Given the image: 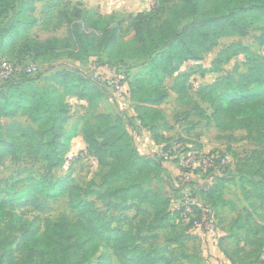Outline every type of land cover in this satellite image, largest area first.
Instances as JSON below:
<instances>
[{
  "label": "trees",
  "instance_id": "16d2710c",
  "mask_svg": "<svg viewBox=\"0 0 264 264\" xmlns=\"http://www.w3.org/2000/svg\"><path fill=\"white\" fill-rule=\"evenodd\" d=\"M37 1L0 0V26L7 13L13 12L9 25L1 28L0 51L13 49L17 60L14 64L18 66L25 60L35 63L60 56L85 63L92 58L90 41H96L97 49L107 53L132 32V38L123 44L122 54L126 58L143 60L148 69L127 83L128 99L140 127L150 134L154 144L165 145L162 152H168L172 147L165 140L160 143L155 140L166 121L158 109L167 98L162 86L163 77L174 75L184 63L202 60L221 38L244 37L252 25H262L255 41L258 46H264V0H177V4L168 7L164 5L167 0H158L150 12L131 15L127 29L122 27V21L104 20L82 10L80 4L69 7L63 0H54L51 8L41 12L42 29L55 28L47 19L49 9L57 7L60 10L56 18L65 21L67 36L45 40L26 36L38 22L34 16V3ZM239 55L245 58L246 70L235 69L222 74L221 67ZM204 72L201 70V76ZM208 72L221 75L204 86L196 98L208 106L211 114L209 112L206 116L205 110L197 104L195 114L202 120L212 121L219 131L246 130L248 139L264 145V58L256 60L247 46L231 44L216 53ZM40 75L19 73L0 83V162L26 155L37 157L49 169L56 170L63 165L69 150L63 141V131L69 118L66 98L86 101L88 108L94 109L104 100L105 91L89 76L74 69L50 74L41 80ZM187 78L185 74L177 75L172 86L180 104L185 103ZM18 115L26 117L30 125L15 121ZM6 119L10 122L3 125L2 120ZM82 121L81 134L86 152L94 157L98 167L107 170L102 182L104 190L93 191L94 197L106 202L107 209L122 212L135 209L147 216L153 232L173 231L174 213L182 220L188 215L184 213L185 208L172 213L170 197L150 186L151 180L164 171L161 157L138 153L120 114L98 113L92 120L82 118ZM226 173L196 190L203 206L212 211L225 201L220 194L232 181L225 177ZM242 182L245 188L250 189L245 193L250 212L242 217L243 221L239 216L236 218L237 226L231 234L236 230L242 231L244 246L254 247L250 252L242 250L246 258L247 255L256 256L264 244V178L241 179ZM189 191L195 192L191 187ZM61 197H67L68 207L75 212L76 219L61 218L40 237L32 231L30 223L5 210V206L17 204L44 211L47 202ZM251 198L254 200L250 201ZM192 209L196 214L197 207ZM197 214L195 218L199 220L201 215ZM193 219L189 217L187 227L192 228ZM118 221L98 211L92 201L82 196L81 187L70 177H35L28 172L24 178L7 184L0 191V224L5 228L22 230L21 250L37 246L50 248L51 251L45 255V264H54L65 258L66 249L58 243L67 234L72 235L76 243L102 242L116 254L118 264H179L167 248L145 250L139 243L145 239L133 234L131 227L114 226ZM256 233L263 237L253 239L252 235ZM229 236L219 238L218 247L224 255ZM232 243L237 245L235 241ZM0 251L5 258V263L0 261V264H23L14 261L9 239L1 234ZM70 259L77 261L75 252ZM230 264H234L233 260Z\"/></svg>",
  "mask_w": 264,
  "mask_h": 264
},
{
  "label": "rangeland",
  "instance_id": "374dc122",
  "mask_svg": "<svg viewBox=\"0 0 264 264\" xmlns=\"http://www.w3.org/2000/svg\"><path fill=\"white\" fill-rule=\"evenodd\" d=\"M177 2V0H167L164 5L168 7L172 4H177ZM53 4H55L54 0H39L34 3V16H37L38 22L36 26L27 33V37H36L40 40H45L51 37L65 38L67 36L65 21H59L58 17L56 18L60 10L57 7L49 9L50 15L47 19L49 24L55 26V28L50 30L42 29L40 22L41 12L51 8ZM12 15L13 12L11 11L7 13L1 21L0 31L1 28H5L9 25L13 17ZM129 24L130 22L127 24L123 23L122 27L127 29ZM261 27L262 25L257 24L250 26L244 37L232 36L219 39L216 47L203 57L202 65L207 66L208 63L215 58L216 53L220 49L231 44H242L247 46L256 60L264 58V46H258L255 41L259 36ZM132 35L133 33L131 32L126 38L120 39L118 44L107 53L102 52L101 49H97L96 41H90V48H92L91 56L95 59L94 62H96L97 65H106L110 67L112 71L111 75L115 76L124 85L131 81L133 76L137 74L143 75L148 69L147 64L143 60H133L124 57L122 54L123 44L130 40ZM0 56L2 57V62H17L14 58L13 49L5 48L3 51H0ZM71 61H66L65 56H60L50 61L38 60L32 63L30 60H25L19 64L20 66H25V69L30 64L34 65L36 71L30 74V76L40 73L41 80L42 77L59 71L74 69ZM61 62L63 63L61 64ZM202 65H199V67L197 65H190L178 74V76L183 74L188 76L185 81V103H178V97H170V93H168L166 102L163 105L161 104L162 106H159L162 108L163 115L167 116L165 117V125L158 131V137L155 140L157 143L164 141L163 133L171 126L173 131L165 134H167L166 136L168 137H170V135L174 136L170 137L173 138L169 140L170 144L181 146V151L178 153L180 158L183 159L188 152L192 151L203 152L204 154L209 153L217 156H227L228 169L225 177L231 178L232 181L226 184L225 189L220 194L225 201L223 204L217 206L214 211L207 206H203L196 190L201 186H205L211 180L210 174L199 171L192 174L191 169H188L189 171L186 172L184 170H187V167L182 165L181 161L174 159V157H166V159L161 157L164 171L159 173L155 179L151 180L150 186L170 197L169 209L172 213L179 212L181 208H185L184 205L186 203L184 198L188 196V198L194 200L195 203L198 204V206H195L197 207L195 210L196 214L199 212L201 215V210H209L211 212L210 218L213 222L212 232L204 230L201 231L202 234L199 235L197 234L198 230L196 231L186 226L189 222V217H195L196 215L192 209L193 206L190 207V211L192 212L190 214L186 213L184 210V213L188 216L183 220L174 213L171 222L175 227L173 231L166 229L156 233L149 228V218L137 212L135 209L124 212L107 209L106 202L96 199L92 192L104 190L102 182L107 170L105 167L101 168L92 165L89 160L76 158L79 153L83 152V150L77 149L79 147L78 144H76L75 147L76 151L70 152V143L76 133L82 131L84 123L80 120L81 115L77 114L76 109L82 108L83 106L75 103L71 104L68 102L69 118L63 131V141L68 144L69 150L65 155L63 165L59 169L51 170L45 162L37 157L23 155L16 160L6 158L0 162V191H3L7 184L24 178L28 172L35 177H70L74 180L76 185L81 187L82 196L92 201L94 207L98 211L107 217H113L119 220L117 223L113 224L114 226H119L123 229L131 227L133 234L137 235L138 238L145 239L142 242L139 240V243L143 245L145 250L167 248V250L173 254L175 262L179 264H230L231 260H233L234 264H264V244L257 250L256 256L247 255V257L244 258L242 250L250 252L254 247L248 248L244 246L242 231L236 230L231 234V230L234 231L237 226L236 218L239 216L241 217L240 220L243 221L242 217H244L247 212H250L248 201L245 199V193L250 189L249 187L245 188L243 185L244 183H241V179L261 180L264 178V145H259L248 139L249 133L246 130H233L229 132L219 131L215 128L212 121H198L197 119L190 118L193 111L195 112L197 93L215 78L214 74L208 72V69L204 72V75H207H202V77ZM180 68H182V66H180ZM221 68L223 74L231 73L235 69L246 70L245 58L243 55H239L228 63H225ZM25 69L21 71V75H29L25 73ZM85 71L88 72L87 69ZM88 76H90L89 72ZM162 80L163 89L165 90L166 88L167 91L171 90V86H173L175 79L172 81L171 76H165ZM127 95L125 93L121 94V98L118 100L110 91L105 92V97L101 104L94 109L84 108L85 110L82 112L83 118L87 121L92 120L94 115L100 113L98 111H102V109L99 110V107H101L100 105L103 103L107 104V107L103 108V110L111 109L123 116L125 110H122L119 104L122 102V104H127ZM206 111H204V113H206ZM106 112L109 113V111H104V113ZM14 120L23 125H30L28 119L21 115L15 116ZM8 122H10V120H2L3 125H6ZM192 122H197L195 125L197 127L194 132L190 133L187 130H190V124H192ZM251 133L255 134V132ZM162 147H159L157 151H154V148L150 147L147 149L146 153L159 155ZM185 174H192V178L189 182L183 180ZM190 187L195 191L194 193L189 192L188 189ZM242 187H244V190ZM20 188L21 186L18 187V189ZM1 197L4 198L5 196L1 195ZM252 200L254 199L251 198L250 201ZM140 208L146 209L145 207ZM5 210L20 217L23 221L30 223L32 231L39 237L43 236L46 231L61 218H65L69 221H74L76 219L75 212L71 211L68 207L67 197H61L57 200L47 202V208L44 211H37L29 206L22 207L17 204L7 205L5 206ZM142 222H145V225H143ZM0 234L9 239L14 261L23 264H45V255L47 252L51 251L50 248L37 246L21 250L22 230L5 228L3 224H0ZM224 235H230V241L225 245V255L218 247L219 238ZM262 237L263 235L259 233L252 235L253 239ZM234 241L237 243L236 246L232 245ZM58 244L66 249V255L62 261L55 262L54 264H118L116 254L108 246L98 240H93L88 243H76L72 235L67 234L62 237ZM74 252L78 258L77 261H72L70 259V255L74 254ZM2 254L3 252L0 251V261L5 263V258H3ZM242 258L244 259L242 260Z\"/></svg>",
  "mask_w": 264,
  "mask_h": 264
},
{
  "label": "crops",
  "instance_id": "0c3cea01",
  "mask_svg": "<svg viewBox=\"0 0 264 264\" xmlns=\"http://www.w3.org/2000/svg\"><path fill=\"white\" fill-rule=\"evenodd\" d=\"M63 1L69 7H71L75 4H80V8L84 11L90 12L93 15H98L104 20H111L114 22L122 21L124 24H127L129 22L131 15H135L137 13H148L151 11V6L149 4V0H63ZM35 17H37V16H35ZM61 39H63V38H61ZM94 60L95 59L92 57V58L88 59L87 63L85 62L83 64V63H80L77 61H73V60L71 61V59L66 57V61H71L72 66L74 67V70H78L79 72H81L87 76H88V72L91 74V72L94 69L99 70V71L104 72V73L112 72L110 67H108L106 65L105 66L97 65L96 62H94ZM1 62H2V57L0 56V63ZM62 63L63 62H61V64ZM210 64H211V61H210V63H208V65L206 64L207 66L202 65V60L197 61V62L184 63L182 65V68H180L179 72L175 73L174 75L171 76L172 81L175 79V77L179 73L184 71V69L190 65H197L198 67H199V65H202V70H206L210 67ZM69 66H71V65H69ZM86 69L88 72L85 71ZM211 74H214V76H215L214 80L221 75V74H215V73H211ZM206 75H203V76H206ZM212 82L208 83L207 85L211 84ZM165 91L167 93V96H168V93H170V97L177 96L176 93L172 90V86H171V90L167 91V89L165 88ZM166 100L162 103V105L166 102ZM196 100H197L196 101L197 105L201 109H203L205 111L208 110V106L206 104L201 103L198 99H196ZM68 102L71 104L75 103L77 105L83 106L82 108H76L77 114L81 115L80 120H82V118L84 117L82 112L85 110L84 108H88V103L86 101L78 100L75 97L66 98L67 105H68ZM100 106L101 107H99V110L102 109V111H98L100 113H104V111H109V113L118 114L111 109L110 110L109 109L103 110V108L107 107L106 103H103ZM127 106H128V111L123 113V118H124V122L126 124V128H127L128 132L130 133V135L133 139L134 145H135L138 153L140 155H143V156L153 157L155 154L152 155V154L146 153L147 149H149L150 147H153L154 151H157L158 148L159 147L161 148L162 146L154 144L150 138V134L146 130H144L140 127L139 122L135 119L132 104L129 101V99H127ZM158 108L162 112V108L161 107H158ZM208 111H206L207 115H209ZM106 113H108V112H106ZM165 117H167V116L165 115ZM190 118L197 119L198 121H202V119H200L195 114L194 111H193L192 116H190ZM196 124H197V122H192V124H190V130H187V131L190 133L194 132L196 130V127H197V126H195ZM172 129L173 128L171 126H169L168 129L166 130V132L163 133L164 140H165L164 142L170 143L169 140L173 139L170 137H174V136L170 135V137H168V136H166L167 134H165V133H169V132L171 133L173 131ZM227 132H229V131H227ZM76 144H78V146H79L77 149L86 150V144L82 138L81 132L76 133L75 137L72 139V141L70 143V146H71L70 152L76 151V149H75ZM197 234L200 235L202 233L197 231Z\"/></svg>",
  "mask_w": 264,
  "mask_h": 264
},
{
  "label": "built area",
  "instance_id": "2783aa9c",
  "mask_svg": "<svg viewBox=\"0 0 264 264\" xmlns=\"http://www.w3.org/2000/svg\"><path fill=\"white\" fill-rule=\"evenodd\" d=\"M149 4L151 6V9H153L158 4V0H149ZM23 69H25V66H18L14 63L7 62V61L1 62L0 63V83L16 77L19 73H21V71H24ZM35 71H36V68L32 64L27 66V68L25 69V73L29 75L34 73ZM111 74L112 72L109 74V73H104V72L94 69L91 72L89 77L99 88H101L105 92L110 91L111 94H113L115 98L119 100L121 98V94L125 93L127 95V89H128L127 84L126 85L122 84L115 76ZM122 103L119 104L120 107H122V110H125L124 112L128 111L127 104L126 103L122 104ZM180 147L181 146H177V145L175 146V144H173L171 149L168 152L160 151L159 156L165 159L166 157H174V159L181 161L182 165H185L187 167L186 172L189 171L188 169H191L192 174L198 171L206 173V174L209 173L211 176L210 177L211 180L205 186L209 185L211 181L213 180V178L223 176L228 169V161H227L228 157L227 156H217L214 154H209V153L204 154L203 152L192 151V152H188V154L182 159L180 158V155H178V153H180L181 151ZM77 157L80 159L89 160L92 165L97 166V162L94 159V157L89 155L86 152V150H83V152L79 153L76 156V158ZM192 174L190 175L185 174L183 176V180L186 182L187 181L189 182L192 178ZM205 186H201L200 188L205 187ZM188 197L184 198V201L186 203L184 207H185V212L190 214L192 213L190 211V207L198 206V204L195 203L194 200ZM201 211L202 213H201V217L199 218V220L193 217L194 219H193L192 228L200 232L204 230L212 232L213 222H212V219L210 218L211 212L207 209L201 210Z\"/></svg>",
  "mask_w": 264,
  "mask_h": 264
}]
</instances>
